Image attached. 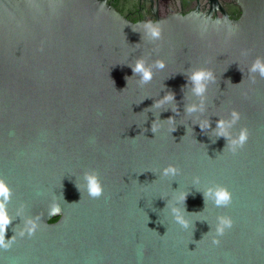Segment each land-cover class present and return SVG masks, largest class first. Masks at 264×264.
Wrapping results in <instances>:
<instances>
[{"label": "water", "instance_id": "obj_1", "mask_svg": "<svg viewBox=\"0 0 264 264\" xmlns=\"http://www.w3.org/2000/svg\"><path fill=\"white\" fill-rule=\"evenodd\" d=\"M242 6L158 18L153 37L105 0H0V264H264V0Z\"/></svg>", "mask_w": 264, "mask_h": 264}, {"label": "clouds", "instance_id": "obj_2", "mask_svg": "<svg viewBox=\"0 0 264 264\" xmlns=\"http://www.w3.org/2000/svg\"><path fill=\"white\" fill-rule=\"evenodd\" d=\"M146 28L150 31L153 37H159L160 35V26L159 24L149 20L146 22ZM160 67H163V63H159ZM259 70L260 74L264 76V59L258 58L253 66L252 71ZM134 73H140L142 80L144 82H148L152 78V71L149 67L146 66L145 61L143 59H140L137 61L134 69ZM212 74L211 72L205 70V69H199L195 71L192 75V80L196 84L195 91L197 94H202L205 91V81L209 80L211 78ZM170 97H165V99H169ZM194 109L190 108L189 111H192ZM233 118L238 119L239 115L238 113H233ZM219 126L222 129V134L224 130V122L221 121ZM153 131H155V127H153ZM248 131L247 129H242L239 137L233 139L231 141L233 145V149L235 150L237 147H243L248 139ZM176 169L174 166H169L167 169H165V174H172L175 175ZM88 180V194L90 197L93 198H99L103 194V186L102 181L99 179V176L96 173H89L87 176ZM211 191V190H210ZM216 202L218 205H227L231 202L232 195L230 190L226 186H219L214 190ZM10 195V187L6 183L4 179H0V197H3V199H0V247H3L5 249L11 247V240L6 239V232H7V226L11 222V218L7 212L6 209V201ZM61 212V208L58 206L53 207L49 215L55 216L58 218V214ZM180 220L183 218L180 217ZM233 221L229 217H221L220 218V224L218 226L217 231L220 234H223L226 228H230L232 226ZM36 228V224L32 222L31 228L29 229V232L31 233ZM13 240L15 237L12 238ZM219 240H215L214 243L219 244Z\"/></svg>", "mask_w": 264, "mask_h": 264}, {"label": "flooded vegetation", "instance_id": "obj_3", "mask_svg": "<svg viewBox=\"0 0 264 264\" xmlns=\"http://www.w3.org/2000/svg\"><path fill=\"white\" fill-rule=\"evenodd\" d=\"M117 12L132 22L153 21L181 13L187 15L199 9L210 12L212 18L231 22L243 16L242 0H105Z\"/></svg>", "mask_w": 264, "mask_h": 264}, {"label": "trees", "instance_id": "obj_4", "mask_svg": "<svg viewBox=\"0 0 264 264\" xmlns=\"http://www.w3.org/2000/svg\"><path fill=\"white\" fill-rule=\"evenodd\" d=\"M51 221H55V219L51 220Z\"/></svg>", "mask_w": 264, "mask_h": 264}]
</instances>
